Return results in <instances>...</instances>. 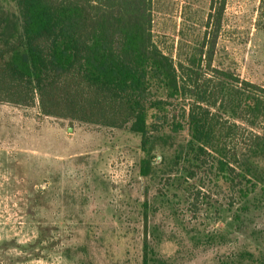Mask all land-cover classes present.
I'll use <instances>...</instances> for the list:
<instances>
[{"label": "rangeland", "instance_id": "obj_1", "mask_svg": "<svg viewBox=\"0 0 264 264\" xmlns=\"http://www.w3.org/2000/svg\"><path fill=\"white\" fill-rule=\"evenodd\" d=\"M259 4L152 0V38L175 62L213 38L211 68L264 88ZM0 10L16 12L14 0H0ZM188 138L157 147L152 174L141 176L139 136L127 129L44 115L37 100L0 101V264H140L143 203L163 238L156 250L176 255L173 264H245L244 251L264 260L258 190L244 202L208 165L187 166L194 177L181 188L169 178L188 165L171 159Z\"/></svg>", "mask_w": 264, "mask_h": 264}, {"label": "trees", "instance_id": "obj_2", "mask_svg": "<svg viewBox=\"0 0 264 264\" xmlns=\"http://www.w3.org/2000/svg\"><path fill=\"white\" fill-rule=\"evenodd\" d=\"M14 3L16 12L0 10L1 102L37 100L44 115L127 129L139 136L141 176L152 174L155 149L185 131L186 144L171 158L188 163L169 177L178 178L179 188L194 177L187 166L208 165L239 199L258 190L264 203V88L211 68L213 38L175 62L153 41L152 0ZM259 26L264 34V0ZM143 205L140 264H173L176 255L156 250L163 238L147 223ZM239 260L264 264L247 251Z\"/></svg>", "mask_w": 264, "mask_h": 264}]
</instances>
